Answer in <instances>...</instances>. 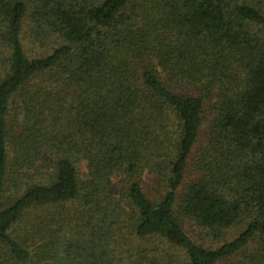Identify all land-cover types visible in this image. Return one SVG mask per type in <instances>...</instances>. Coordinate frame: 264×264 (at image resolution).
I'll list each match as a JSON object with an SVG mask.
<instances>
[{
    "label": "trees",
    "instance_id": "16d2710c",
    "mask_svg": "<svg viewBox=\"0 0 264 264\" xmlns=\"http://www.w3.org/2000/svg\"><path fill=\"white\" fill-rule=\"evenodd\" d=\"M0 264H264V0H0Z\"/></svg>",
    "mask_w": 264,
    "mask_h": 264
},
{
    "label": "rangeland",
    "instance_id": "374dc122",
    "mask_svg": "<svg viewBox=\"0 0 264 264\" xmlns=\"http://www.w3.org/2000/svg\"><path fill=\"white\" fill-rule=\"evenodd\" d=\"M80 171L82 174H85V168L83 166L79 167ZM83 177L85 175H82ZM156 178L152 175H146L144 178V184H143V190L144 192L147 194H151V192L154 191V188H156L155 186V180ZM153 190V191H152ZM5 206V204H4ZM189 232H191V235L193 237V239H195L198 242H203V244H205L206 246H210L211 244H213L212 246H216L217 243H212V238L209 236H206L205 234H199V230H195V232H193V229H189ZM231 236H233V233H226V239H229ZM202 237V239H200ZM163 243V242H162ZM160 241H156V240H145V241H132L131 243H128V245L124 246V248H119L117 249L119 252H121L122 254L126 251L128 253L127 256H133L134 258H136V256H140L141 252L145 249H155L156 247L161 246L162 244ZM159 250H163L159 249ZM117 255V254H116ZM117 256H121V257H126V255H117Z\"/></svg>",
    "mask_w": 264,
    "mask_h": 264
}]
</instances>
